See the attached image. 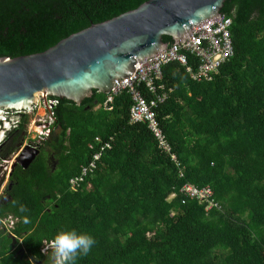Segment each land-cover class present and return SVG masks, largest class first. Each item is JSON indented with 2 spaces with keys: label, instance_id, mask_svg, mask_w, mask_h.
Instances as JSON below:
<instances>
[{
  "label": "trees",
  "instance_id": "16d2710c",
  "mask_svg": "<svg viewBox=\"0 0 264 264\" xmlns=\"http://www.w3.org/2000/svg\"><path fill=\"white\" fill-rule=\"evenodd\" d=\"M147 1L0 0V58L43 53ZM222 15L232 20L234 55L212 80L194 82L172 62L156 82L169 152L146 124L130 122L127 93L111 110L96 91L80 106L51 98L46 147L58 167L39 162L14 185L0 211V264H54L48 245L71 230L95 239L77 264H264V0H227ZM187 60L195 70V57ZM98 153L73 189L70 179ZM185 185L208 187L215 206L185 196ZM10 215L19 222L3 228Z\"/></svg>",
  "mask_w": 264,
  "mask_h": 264
},
{
  "label": "water",
  "instance_id": "95a60500",
  "mask_svg": "<svg viewBox=\"0 0 264 264\" xmlns=\"http://www.w3.org/2000/svg\"><path fill=\"white\" fill-rule=\"evenodd\" d=\"M226 1L149 0L43 53L0 58V122L4 112H31L40 101L46 106L48 98L80 106L94 91L109 94L115 80L134 73L137 62L165 50L164 37L174 45L184 42L194 26L219 18ZM33 159L22 165L27 168Z\"/></svg>",
  "mask_w": 264,
  "mask_h": 264
},
{
  "label": "built area",
  "instance_id": "2783aa9c",
  "mask_svg": "<svg viewBox=\"0 0 264 264\" xmlns=\"http://www.w3.org/2000/svg\"><path fill=\"white\" fill-rule=\"evenodd\" d=\"M231 26L232 20L223 15L217 19L207 20L198 26H194L191 30V36L185 39L184 42L178 45H174V43L169 44L161 53L148 58L142 63L137 62L134 73L131 76L125 79L115 80L111 92L107 94V99L103 104V108L111 110L114 98L122 93H127L132 100L129 111L130 122L132 124H146L148 130H150L157 140L159 147L169 152L170 147L157 120L158 106L166 99L165 94H157L158 89H163L162 86H156V82L162 79V68L169 63L177 62L179 65L186 68L187 73L194 82L201 83L211 81L213 75L218 72L220 67L234 55ZM188 54L196 59L195 70L188 64ZM145 93L151 94L153 97L147 98ZM39 103L35 106L34 110L39 106ZM55 104L56 101L54 100L46 102L45 108L48 110L47 117L50 121H47L48 126L46 127L47 132L44 133L45 137L50 133V128H48L49 125L54 122L51 110ZM13 113L29 114L30 112ZM8 115L9 113L4 112L3 121H6ZM106 147L109 146L106 145ZM101 155V153L95 154L89 164L81 170L80 174L70 179L69 184L73 189L77 187L76 185L83 182L85 177L96 170L97 162L101 159ZM172 160L176 162L175 156H172ZM182 193L189 198L198 199L200 202H206L208 204L207 210L215 206V204L209 200L212 196V191L208 187L197 189L190 185H185L182 189ZM171 198H173V196H171Z\"/></svg>",
  "mask_w": 264,
  "mask_h": 264
},
{
  "label": "flooded vegetation",
  "instance_id": "af4514ba",
  "mask_svg": "<svg viewBox=\"0 0 264 264\" xmlns=\"http://www.w3.org/2000/svg\"><path fill=\"white\" fill-rule=\"evenodd\" d=\"M50 100L51 98L47 99V101ZM39 106L45 110L47 115L48 110L42 102L39 103ZM33 112L30 113L32 114ZM7 113L9 115L6 121L0 122V211L7 208V204L11 201L10 192L13 191L14 185L20 181L23 172H26L39 162H43L50 172H53L58 167V160L54 158L50 148L46 147V140L50 134L47 137L41 136L43 130L48 126L47 120L35 124L34 129L36 130L28 131L27 121L30 113L14 114L11 111ZM23 117H26V123L22 122ZM50 129H52V126ZM8 149L12 150V152L2 158L1 154ZM33 156L34 159L25 168L22 164L26 165L28 159ZM1 221L3 226H5L3 228L6 229L12 228L14 223L19 222L17 218L11 215L3 217Z\"/></svg>",
  "mask_w": 264,
  "mask_h": 264
},
{
  "label": "clouds",
  "instance_id": "9594fccd",
  "mask_svg": "<svg viewBox=\"0 0 264 264\" xmlns=\"http://www.w3.org/2000/svg\"><path fill=\"white\" fill-rule=\"evenodd\" d=\"M52 125L50 124L48 128ZM19 211L25 212L27 209L21 205ZM24 222L29 221L25 218ZM94 244L95 239L90 234L71 230L58 233L48 247L53 251L54 264H77L78 257L86 256Z\"/></svg>",
  "mask_w": 264,
  "mask_h": 264
},
{
  "label": "rangeland",
  "instance_id": "374dc122",
  "mask_svg": "<svg viewBox=\"0 0 264 264\" xmlns=\"http://www.w3.org/2000/svg\"><path fill=\"white\" fill-rule=\"evenodd\" d=\"M45 113H46L45 110L42 109L40 106H38L37 109L32 114L30 113L28 115V121H27L28 122V126H27L28 131L29 130L30 131L36 130V129H34V127H35V124H37V123H41L44 120L50 121L47 117L48 115H46ZM38 130H39V128H38ZM46 132H47V130L44 129L43 134H41V136L44 135V133H46ZM45 253H47V252H45Z\"/></svg>",
  "mask_w": 264,
  "mask_h": 264
}]
</instances>
